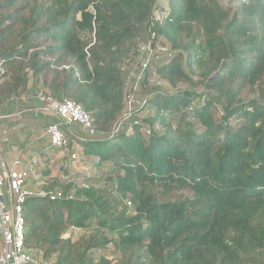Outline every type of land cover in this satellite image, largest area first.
<instances>
[{
	"label": "trees",
	"instance_id": "16d2710c",
	"mask_svg": "<svg viewBox=\"0 0 264 264\" xmlns=\"http://www.w3.org/2000/svg\"><path fill=\"white\" fill-rule=\"evenodd\" d=\"M158 1L0 0L1 113L31 75L89 114L91 135L60 127L113 173L104 187L41 180L73 194L23 205L24 250L41 263L113 264L111 246L114 264H264V0H167L155 21ZM150 32L174 53L157 75L188 89L148 100V133L114 134L120 64Z\"/></svg>",
	"mask_w": 264,
	"mask_h": 264
},
{
	"label": "built area",
	"instance_id": "2783aa9c",
	"mask_svg": "<svg viewBox=\"0 0 264 264\" xmlns=\"http://www.w3.org/2000/svg\"><path fill=\"white\" fill-rule=\"evenodd\" d=\"M168 11V6L166 9L156 6L153 20L160 21ZM173 54L161 37L150 32L146 40L139 42L133 52L122 61L119 69L123 78V109L113 129L114 134L123 131L132 134L137 127L148 133L142 126V120L150 113L148 100L173 93L170 91L172 88L157 75V69L168 64ZM4 72L0 67V82ZM36 99L40 104V111L51 113L60 120L59 124H50L45 130L50 147L67 155L71 162L78 161L77 151H70L69 140L60 125L78 126L91 135L94 130L89 114L69 99L57 101L42 92H38ZM36 163V158L26 163L18 159L9 163L0 152V264H47L41 263L24 250L23 205L29 198L51 201L73 198L72 193L65 195L58 189L47 191L41 188L42 184L37 185L34 173ZM31 180L36 183V187H29ZM2 188H5L7 197Z\"/></svg>",
	"mask_w": 264,
	"mask_h": 264
},
{
	"label": "rangeland",
	"instance_id": "374dc122",
	"mask_svg": "<svg viewBox=\"0 0 264 264\" xmlns=\"http://www.w3.org/2000/svg\"><path fill=\"white\" fill-rule=\"evenodd\" d=\"M157 6L166 9L168 6L167 0H159ZM193 87L195 90L200 89V87L198 86ZM180 89H188V86L185 84H178L177 87L172 88L170 91L175 93ZM38 90H40L39 85L34 84L33 78L31 77V75H29L27 91L21 97L15 99L7 109L5 108L6 110L3 113H1L2 111H0V119H4L2 117L4 115L9 116L7 119H11L16 122L13 128H10L9 123L1 121L0 136L4 128H9V134L11 136H15L18 133L25 139L24 142L26 143L31 144L34 140H36L35 146L38 150L42 148V151H44L47 148V150L42 153V156H40L38 168L37 170H35L40 177V181L38 180L39 182H41V180L44 182L48 180V178H56L59 181L71 180L77 185H85L89 180H92L98 181L99 187H104L106 178L113 175L110 164H103L100 167H95L93 165L94 159L91 157L85 158L82 155L80 148L75 144H73V148L77 151L78 154V161L75 162H71L68 159L67 155L63 154L62 152L54 151L53 148L48 147L49 145H45L42 138L44 137V135H46L44 132L46 121L44 119L35 118L33 116L34 112L30 111L32 109L31 105L33 101L30 100L31 98H29V96L33 94L35 99L38 94ZM22 98H24V100H22ZM71 129H73V132L76 136L84 135L82 132L78 131V129ZM0 143L1 154L4 149H13L9 143H4L1 140ZM46 172H48L49 174L47 175V178H44V174ZM2 192L4 196L7 197L5 188H2ZM84 234L87 233L83 231H69L67 235H69V237H72L73 240H76ZM67 235H65L64 238H68ZM101 254L106 256L107 259L111 260L113 264L116 262L117 254L111 246H107L105 250L101 252ZM52 263L53 261H50V264Z\"/></svg>",
	"mask_w": 264,
	"mask_h": 264
},
{
	"label": "crops",
	"instance_id": "0c3cea01",
	"mask_svg": "<svg viewBox=\"0 0 264 264\" xmlns=\"http://www.w3.org/2000/svg\"><path fill=\"white\" fill-rule=\"evenodd\" d=\"M29 98H31L30 100L33 101L32 105H31L32 109L30 111L34 112L33 116L35 118L38 119V118H40V116H47V115L54 117L51 113H45V112L40 111V104L38 103L36 97L34 99L33 94H31L29 96ZM22 100H24V98H22ZM7 118L8 117H4V119H0V123H1V121L5 122V123H9V127L13 128V126L16 122H14V120L7 119ZM54 119H56V122L59 123L58 118L54 117ZM77 129H79V127H77ZM21 137L22 136L19 135L18 133L15 136H11L9 134V128H4V130L1 132L0 140L4 143H9L13 149H4L2 152V155L7 160V162H9V163L13 162L16 159L22 161L23 163H26L29 160L36 158L37 163L35 166V170H37L38 165H39V158H40V156H42V153L47 150V148L44 151H42L43 150L42 148L38 150L35 146L36 140H34L30 144V143L24 142L25 139L23 137L22 138ZM46 137L47 136L44 135V137L42 139H43L45 145L46 144L49 145L48 139ZM34 173H35V181L38 182L37 185L42 184V181L39 182L40 177H39L38 173H36V171ZM33 182L34 181L31 180L30 184H28L29 187H36L37 186L36 183H33Z\"/></svg>",
	"mask_w": 264,
	"mask_h": 264
},
{
	"label": "water",
	"instance_id": "95a60500",
	"mask_svg": "<svg viewBox=\"0 0 264 264\" xmlns=\"http://www.w3.org/2000/svg\"><path fill=\"white\" fill-rule=\"evenodd\" d=\"M2 199L0 198V201H1Z\"/></svg>",
	"mask_w": 264,
	"mask_h": 264
}]
</instances>
